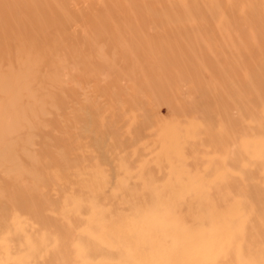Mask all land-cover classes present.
Masks as SVG:
<instances>
[{
    "label": "rangeland",
    "instance_id": "1",
    "mask_svg": "<svg viewBox=\"0 0 264 264\" xmlns=\"http://www.w3.org/2000/svg\"><path fill=\"white\" fill-rule=\"evenodd\" d=\"M0 264H264V0H0Z\"/></svg>",
    "mask_w": 264,
    "mask_h": 264
}]
</instances>
